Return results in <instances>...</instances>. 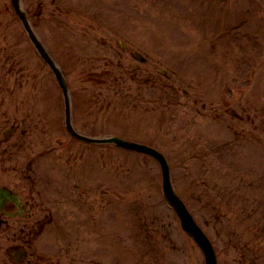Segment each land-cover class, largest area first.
Returning <instances> with one entry per match:
<instances>
[{"label": "rangeland", "instance_id": "obj_1", "mask_svg": "<svg viewBox=\"0 0 264 264\" xmlns=\"http://www.w3.org/2000/svg\"><path fill=\"white\" fill-rule=\"evenodd\" d=\"M104 1L25 0L66 69L75 121L164 149L218 264H264V0ZM21 28L0 0V183L40 170L43 199L64 201L63 229L34 243L31 264H205L154 158L64 133L62 91ZM6 33L23 61L10 74ZM228 106L241 117L216 111ZM11 231L0 226V262L19 264L4 253Z\"/></svg>", "mask_w": 264, "mask_h": 264}, {"label": "water", "instance_id": "obj_2", "mask_svg": "<svg viewBox=\"0 0 264 264\" xmlns=\"http://www.w3.org/2000/svg\"><path fill=\"white\" fill-rule=\"evenodd\" d=\"M13 2L17 8L18 13L20 14L22 19L24 20V22H25V24L29 30V33H30L32 40L34 41L35 45L40 50V52L44 56V58L52 66L53 70L55 71L56 75L58 76V78L60 80V83L62 84V86L65 90L66 98H67V124H68V128H69L70 132L72 133V135L79 138V139L87 141V142H112V143H116V144L121 145V146L134 148V149L144 151V152H148V153L155 155L159 159V161L162 165L163 177H164V192H165L169 202L172 205H174L177 212L181 216L184 227L191 234H193L195 236L196 240L202 246V248L206 254V258H207L206 264H217L216 254H215V251H214V248H213L211 242L209 241L207 236L204 234V232L201 230V228L197 225V223L194 221V219L192 218L191 214L188 212V210H187L186 206L184 205V203L182 202V200L174 192L172 182H171L169 164H168L165 156L160 151H158L157 149H155L153 147L147 146L145 144L126 140V139H123V138L118 137V136H110V137H105V138H94V137L82 135L74 129L72 122H71V110H70V100L68 97V86H67V83L64 79V76H63L61 70L55 64L54 60L48 54V52L46 51V49L44 48V46L42 45L40 40L38 39L36 34L33 32L25 13L20 6L19 0H13Z\"/></svg>", "mask_w": 264, "mask_h": 264}, {"label": "flooded vegetation", "instance_id": "obj_3", "mask_svg": "<svg viewBox=\"0 0 264 264\" xmlns=\"http://www.w3.org/2000/svg\"><path fill=\"white\" fill-rule=\"evenodd\" d=\"M34 188H30V187H28V192H27V194H26V198H25V200H23L22 201V206H24L26 209H28L29 207H30V205H31V202H33V200H34ZM11 203L12 202H7V204H6V209H9V210H14L12 207H11ZM17 207V206H16ZM26 212V211H25ZM6 213H5V211L4 210H0V218H3V217H6ZM26 216V215H25ZM8 222V221H7ZM20 228V232L21 233H24V234H26V230H27V225L25 224V225H23V226H20L19 227ZM33 233H36V235H38V234H40L41 233V231H33ZM29 241L30 240H28L27 238H26V236H24V235H22V242L23 243H29ZM11 249H13L14 250V253H13V255L15 256V258H20V252L19 251H21V247H19V246H12V247H9L8 248V252L9 251H11ZM22 259V258H21Z\"/></svg>", "mask_w": 264, "mask_h": 264}]
</instances>
